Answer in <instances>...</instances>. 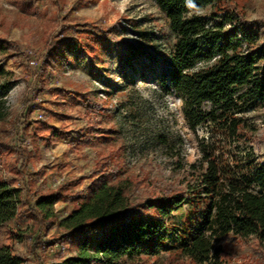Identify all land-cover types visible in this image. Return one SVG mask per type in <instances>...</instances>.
<instances>
[{"label":"trees","instance_id":"trees-1","mask_svg":"<svg viewBox=\"0 0 264 264\" xmlns=\"http://www.w3.org/2000/svg\"><path fill=\"white\" fill-rule=\"evenodd\" d=\"M224 1L156 0L175 34L172 51L163 61V87L182 99L188 125L204 127L207 134L199 141V158L189 166L191 181L186 190L138 199L131 196L128 180H115V173L101 163L88 175L82 191L70 194L71 184L64 182L34 199L39 219L31 234L33 256L21 257L14 243L23 232L7 224L19 217L22 189L0 179V237L3 231L6 235L5 241L0 238V264H114L141 249L153 252L164 240L167 219L185 204L202 208L200 228L179 245L195 264H229L220 243L229 234L264 242V164L244 131V115L264 108V40L255 21L246 20ZM77 30L63 28L55 45L39 57L29 50L20 53L28 90L21 114L24 128H15L17 137L10 141L0 139V162H7L26 183L38 173L30 169L35 149L25 140L32 116L41 118L36 120V134L52 142L61 138L59 131L50 133L46 120H41L53 114L44 105L46 94L64 97L67 93L43 73L51 60L60 64L67 57L72 46L64 40L69 34L72 39L85 34L92 47L96 37L111 38L102 27L85 24ZM11 47L0 37V123L8 115L4 97L15 82L13 71L4 68ZM32 57L41 65L31 64ZM91 129L81 135V142L102 137L100 129L93 125ZM14 153L22 159L20 168L11 158ZM67 198L74 206L59 217L55 205ZM192 223L188 222L189 228ZM77 238L76 253L65 255V244Z\"/></svg>","mask_w":264,"mask_h":264},{"label":"rangeland","instance_id":"rangeland-1","mask_svg":"<svg viewBox=\"0 0 264 264\" xmlns=\"http://www.w3.org/2000/svg\"><path fill=\"white\" fill-rule=\"evenodd\" d=\"M223 5L255 21L264 40V0H225ZM85 24L109 30L111 38L96 37L92 47L85 34L74 39L69 34L64 40L72 46L67 57L60 64L51 60L43 73L67 93L64 97L46 94L44 105L53 114L41 120H46L50 133L59 131L61 138L52 142L36 134V120L41 118L34 115L25 140L35 149L30 169L38 173L26 183L7 162H0V179L22 189L19 217L7 224L23 232L14 243L21 257L33 256L31 234L39 217L32 204L39 194L64 182L71 184L67 186L70 194L78 193L101 163L115 173V180H128L132 197L183 192L191 181L189 166L199 158V141L207 135L204 127L188 125L182 99L163 87V61L172 51L175 34L156 0H0V37L12 43L4 68L13 71L15 80L4 97L8 115L0 123V139L10 141L17 137L15 128H24L21 114L28 90L20 55L29 50L39 57L55 45L63 28L80 31ZM31 60L41 65L34 57ZM244 121L248 143L264 164V108L245 114ZM92 125L102 137L81 142V135L92 131ZM11 158L17 159L20 168L22 159L15 153ZM73 206L72 198H67L55 208L61 217ZM202 219L201 207L185 204L167 219L164 240L153 252L141 249L114 264H195L179 245L198 231ZM0 238L6 240L4 231ZM78 241L66 243L64 254L74 255ZM220 243L222 257L229 264H264V242L255 237L229 234Z\"/></svg>","mask_w":264,"mask_h":264}]
</instances>
